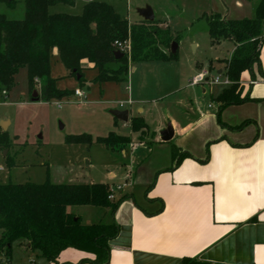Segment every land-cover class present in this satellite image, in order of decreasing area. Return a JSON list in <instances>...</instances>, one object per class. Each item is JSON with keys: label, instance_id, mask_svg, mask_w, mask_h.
<instances>
[{"label": "crops", "instance_id": "obj_1", "mask_svg": "<svg viewBox=\"0 0 264 264\" xmlns=\"http://www.w3.org/2000/svg\"><path fill=\"white\" fill-rule=\"evenodd\" d=\"M235 4L238 9L244 8L242 0ZM257 6L248 11L251 18ZM162 18L155 15V22L169 28ZM128 20L131 24L147 22L141 16L134 22ZM207 32L209 35L208 25ZM211 45L214 57L207 63L183 62L181 58L130 63L125 83H93L98 70L85 61L83 73L87 85H91L88 91L69 76L57 50L53 52L51 75L57 88L74 92L54 100L60 107L62 101L97 102L111 106L109 114L111 110L129 111L127 123L110 114L114 127L123 124L131 129L134 118L146 125L141 133L132 129L130 135L118 133L132 138L122 151L106 147L121 154L123 160L119 173L110 172V183H105L111 188L122 187L113 202L128 196L118 209L69 208L83 224L119 226V235L110 243L109 264H185V260L200 264H264V77L257 65L254 76L244 72L240 78L242 97L251 99L222 107L216 99L232 84L191 85L203 70L211 76H226L227 62L237 44L224 40L218 45L211 41ZM260 58L264 72V47ZM77 90L84 96H76ZM169 125L174 137L164 142L161 133ZM185 153L190 157L178 163ZM95 182L84 179L69 183ZM78 207L84 210L79 212ZM15 244L26 257L22 264H54L40 252L30 250V244ZM86 258L93 256L67 249L59 263L77 264ZM2 260L0 256V263Z\"/></svg>", "mask_w": 264, "mask_h": 264}, {"label": "trees", "instance_id": "obj_2", "mask_svg": "<svg viewBox=\"0 0 264 264\" xmlns=\"http://www.w3.org/2000/svg\"><path fill=\"white\" fill-rule=\"evenodd\" d=\"M0 1L14 9L19 0ZM23 2L26 9L24 19L10 20L0 14V100L3 92L9 94L15 88L16 76L24 68L27 70L29 93L32 95L39 90L40 101L50 102L71 96L74 92L58 89L51 75L55 50L69 76L76 78L82 88L87 85L83 73L85 61L98 70L93 83H125L130 63L168 62L179 58L178 51L176 54L171 53L172 44L178 43V36L169 28L162 29L155 21L131 24L107 3L88 2L80 15H72L53 14L50 9L60 4L74 5L73 0ZM204 17L213 45L224 40H232L237 44L226 65V76L232 86L216 100L222 103V107L249 101L250 96L242 97L240 78L246 71L254 76L256 65L264 77L260 58L264 47V0L259 2L255 17L251 19L231 20L218 13ZM127 41L130 42V53L116 59L118 47L115 43ZM114 64L118 67H111ZM131 129L137 133L146 129V125L141 119L134 118L131 120ZM66 141L91 145L94 139L89 134H83L69 136ZM131 141L130 136L115 132L95 140L118 152ZM7 144L6 133L0 129V146ZM185 157L190 155L182 154L178 163ZM110 194L111 187L100 183L0 182V256L3 257L0 264H11L13 245L17 242L30 244V250L40 252L41 257L54 264H60V257L67 249L93 256L77 264H109L110 243L119 235V226L116 223L83 224L82 219L72 214L69 208L94 206L110 208L115 212L128 196L113 202L109 200ZM185 264L200 263L185 260Z\"/></svg>", "mask_w": 264, "mask_h": 264}, {"label": "rangeland", "instance_id": "obj_3", "mask_svg": "<svg viewBox=\"0 0 264 264\" xmlns=\"http://www.w3.org/2000/svg\"><path fill=\"white\" fill-rule=\"evenodd\" d=\"M91 1L113 6L119 15L131 22L140 19L139 9L150 6L156 17H163L170 31L178 36V57L183 62L201 60L207 63L214 57V51L203 15L218 13L227 19L251 18L252 14L248 11L261 0H242V9L236 7L237 0H73L74 5L60 4L50 11L53 14L80 15L83 6ZM25 10L23 0H19L14 9L0 1V14L10 20L24 19ZM90 87L86 85L85 91ZM31 96L33 94L29 93L28 75L24 68L16 76L15 88L9 94L3 92L0 100V121L10 123L7 131L0 128L6 133L8 141L7 145L0 146V182L67 184L70 181L81 183L86 179L95 183H110L109 173H119L122 167L121 154L106 149L95 140L108 136L110 132L122 135L132 132L123 124L113 126V118L108 112L111 106L97 102L77 104L62 101L60 107L56 101L34 102ZM83 134L91 135L93 144L66 141L69 136ZM78 208L79 212L84 210V207ZM12 253L13 263L26 262L23 251L16 244Z\"/></svg>", "mask_w": 264, "mask_h": 264}, {"label": "water", "instance_id": "obj_4", "mask_svg": "<svg viewBox=\"0 0 264 264\" xmlns=\"http://www.w3.org/2000/svg\"><path fill=\"white\" fill-rule=\"evenodd\" d=\"M139 15L147 22H154L155 21V14L154 10L150 7L147 6L145 8H141L138 10ZM264 30V29H263ZM179 49V46L177 42H174L171 47V53L176 54ZM125 56L124 53L121 51H116L115 52V57L116 59H121ZM78 79L80 76L77 77ZM32 101L38 102L40 101V96L37 91L33 93L32 96ZM110 114L115 117L116 119L127 123L129 121V111H121V110H111ZM10 123L5 122V121H0V128L3 131H7ZM174 137V129L172 128L171 125L167 126V128L161 133V139L164 142H169L173 139Z\"/></svg>", "mask_w": 264, "mask_h": 264}, {"label": "built area", "instance_id": "obj_5", "mask_svg": "<svg viewBox=\"0 0 264 264\" xmlns=\"http://www.w3.org/2000/svg\"><path fill=\"white\" fill-rule=\"evenodd\" d=\"M115 45L118 47V51H121L125 55L130 53L131 47H130L129 41L124 42V43L116 42ZM203 83L222 84L225 86L232 84V82L229 80V78L227 76H225V77H222L220 75L211 76V73L208 70H203L202 72L198 73L191 81V85H193V86L203 84ZM255 83H256V81L252 82V84H255ZM4 94L6 95V92H4ZM75 94L78 97L84 96V93L80 90H77ZM121 106H123V104H121ZM121 189H122L121 186H118L117 188H111V194L109 196V200L115 201L116 192H118Z\"/></svg>", "mask_w": 264, "mask_h": 264}]
</instances>
